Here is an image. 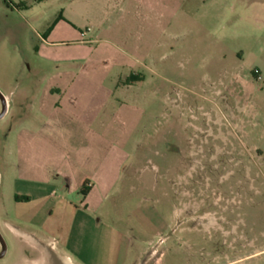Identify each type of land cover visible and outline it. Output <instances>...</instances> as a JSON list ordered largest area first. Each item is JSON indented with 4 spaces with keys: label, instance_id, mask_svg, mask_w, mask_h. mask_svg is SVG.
<instances>
[{
    "label": "rangeland",
    "instance_id": "rangeland-1",
    "mask_svg": "<svg viewBox=\"0 0 264 264\" xmlns=\"http://www.w3.org/2000/svg\"><path fill=\"white\" fill-rule=\"evenodd\" d=\"M11 1L24 7L10 9L0 0V92L17 101L31 79L51 72L37 60L49 33L42 22L48 5ZM196 21L168 49L163 77L148 84L161 96L147 97L125 132L140 155L135 168L146 169L143 182H133L125 211L145 202L132 226L118 228L151 237L159 256L148 264H264V253L247 258L264 250V0H210ZM14 123L13 113L0 120L5 178L13 172ZM10 178L0 194V228L10 250L0 264H32L41 254L29 248L30 238L11 239L4 225L47 242L31 224L35 212L41 220L42 208L16 203ZM84 254L95 259L90 244Z\"/></svg>",
    "mask_w": 264,
    "mask_h": 264
},
{
    "label": "crops",
    "instance_id": "crops-1",
    "mask_svg": "<svg viewBox=\"0 0 264 264\" xmlns=\"http://www.w3.org/2000/svg\"><path fill=\"white\" fill-rule=\"evenodd\" d=\"M209 1H42L49 33L37 60L51 72L31 79L17 101L4 95L5 116L15 117L13 172L5 178L0 171V194L11 176L16 203L42 208L41 220L35 212L31 224L48 235L47 242L4 225L11 239L30 238L29 248L41 254L32 264H148L159 256L151 237L118 228L130 226L145 202L125 211L133 182L146 176V169L135 168L140 155L125 132L133 113L144 112L147 97L161 96L159 88L149 91V82L163 77L168 49L181 40L184 26H197L199 9ZM132 78L138 81L128 83ZM50 220L55 227H48ZM86 244L94 248V260L84 258Z\"/></svg>",
    "mask_w": 264,
    "mask_h": 264
},
{
    "label": "water",
    "instance_id": "water-1",
    "mask_svg": "<svg viewBox=\"0 0 264 264\" xmlns=\"http://www.w3.org/2000/svg\"><path fill=\"white\" fill-rule=\"evenodd\" d=\"M0 100L3 105V110H2V113L0 114V120H1L6 115L7 109H8L7 100L1 92H0ZM0 244L2 246V251L0 253V259H2L6 255V243L1 234H0Z\"/></svg>",
    "mask_w": 264,
    "mask_h": 264
},
{
    "label": "trees",
    "instance_id": "trees-1",
    "mask_svg": "<svg viewBox=\"0 0 264 264\" xmlns=\"http://www.w3.org/2000/svg\"><path fill=\"white\" fill-rule=\"evenodd\" d=\"M42 1H44V0H31L32 3H39ZM5 3L7 4L8 8H10V9L17 10V9H22L24 7L23 4L11 6V3L9 2V0H5ZM137 81H138V79L132 78L131 80L128 81V83L137 82ZM86 187L87 186H84V189L81 191L84 196H86L88 193V191L86 190ZM16 200H20V198L17 197Z\"/></svg>",
    "mask_w": 264,
    "mask_h": 264
},
{
    "label": "flooded vegetation",
    "instance_id": "flooded-vegetation-1",
    "mask_svg": "<svg viewBox=\"0 0 264 264\" xmlns=\"http://www.w3.org/2000/svg\"><path fill=\"white\" fill-rule=\"evenodd\" d=\"M3 237V236H2ZM4 239V238H3ZM5 241V240H4ZM5 243H6V241H5ZM0 246H1V244H0ZM1 251H2V246H1V249H0V253H1ZM6 254H7V243H6ZM5 257V256H4Z\"/></svg>",
    "mask_w": 264,
    "mask_h": 264
}]
</instances>
